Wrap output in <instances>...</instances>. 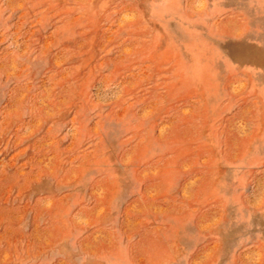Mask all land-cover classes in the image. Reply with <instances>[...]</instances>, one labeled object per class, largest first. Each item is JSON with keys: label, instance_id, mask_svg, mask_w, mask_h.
<instances>
[{"label": "rangeland", "instance_id": "obj_1", "mask_svg": "<svg viewBox=\"0 0 264 264\" xmlns=\"http://www.w3.org/2000/svg\"><path fill=\"white\" fill-rule=\"evenodd\" d=\"M0 264H264V0H0Z\"/></svg>", "mask_w": 264, "mask_h": 264}]
</instances>
